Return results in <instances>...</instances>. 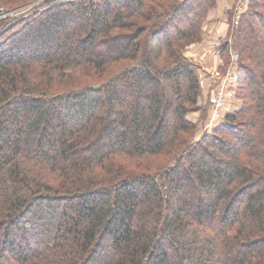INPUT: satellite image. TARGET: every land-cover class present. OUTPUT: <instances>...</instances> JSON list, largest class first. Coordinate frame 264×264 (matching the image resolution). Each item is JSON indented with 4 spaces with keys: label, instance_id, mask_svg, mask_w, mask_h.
I'll return each instance as SVG.
<instances>
[{
    "label": "trees",
    "instance_id": "obj_1",
    "mask_svg": "<svg viewBox=\"0 0 264 264\" xmlns=\"http://www.w3.org/2000/svg\"><path fill=\"white\" fill-rule=\"evenodd\" d=\"M37 1L0 0V264H264V0L202 134L216 0Z\"/></svg>",
    "mask_w": 264,
    "mask_h": 264
},
{
    "label": "crops",
    "instance_id": "obj_2",
    "mask_svg": "<svg viewBox=\"0 0 264 264\" xmlns=\"http://www.w3.org/2000/svg\"><path fill=\"white\" fill-rule=\"evenodd\" d=\"M217 13L216 11H213L209 14L208 20L212 19L214 15L217 14L221 21H219V23L214 22L210 25H208V23L205 25V31L206 34L209 33L208 35H212L217 32L220 33L224 28V12L218 10ZM188 54L201 69L202 95L199 102L208 103L210 105L209 100L216 92L220 82L218 80H221L223 77H221V74L225 73L221 72V67H223L224 64L221 54L209 38L203 39L201 43L192 47ZM234 94L235 90H232L231 92L229 91L228 96H231L232 98ZM226 107L227 105H224L220 110V112H223L224 115L230 111L231 105L228 106L229 108Z\"/></svg>",
    "mask_w": 264,
    "mask_h": 264
},
{
    "label": "rangeland",
    "instance_id": "obj_3",
    "mask_svg": "<svg viewBox=\"0 0 264 264\" xmlns=\"http://www.w3.org/2000/svg\"><path fill=\"white\" fill-rule=\"evenodd\" d=\"M44 1L45 0H38L36 3L39 4V3L44 2ZM234 3H235V0H216L215 7L209 12V14L213 11H216V13H217L218 10H221L222 12H224V18H225L223 21L224 22V28L221 30V32L220 33L217 32V33L212 34V35L211 34L208 35L209 33H207L205 35V38H209L212 41L213 45H215L216 47L224 44V42H226L227 40L230 44L232 42L231 34L233 33V31H232L233 13H232V10L230 7H232V5H234ZM33 4H30V7L22 8L23 10H21L18 13H15L14 16L17 17V16H20V14L23 12L30 11V9L33 7ZM9 14L13 16V11L10 12ZM217 14H215L212 19L207 20L208 25H210L214 22L219 23V21H221L220 17L218 18ZM208 19H209V17H208ZM237 60H238V58H237ZM231 62H232V55L230 57V63ZM235 62H236L235 63V65H236L237 61H235ZM230 63H229V65H230ZM229 65H228V67H229ZM227 71H228V68H226V70L224 71L225 72L224 74H221V77L227 76V73H228ZM218 81H221V80H218ZM219 84H220V82H219ZM218 88H219V85H218ZM235 88H236L235 83L228 81L227 88L225 90V97L223 100V106L227 105L226 108H229L228 106L231 105L232 100H233V98H231V96H228V93H229V91L230 92L232 90L234 91ZM223 106H222V108H223ZM200 107H201L200 110H198L196 112H190L188 114V118L194 122H197V123L200 122L201 130H200L199 134H202L203 129L205 130L206 127L210 128L211 126H214L217 122H219L221 120V118L224 117V113L220 112V110L222 109L221 108L220 110H218V112L216 114H214V111H215L214 105L211 106L208 103L200 102ZM204 110H205V112H204ZM203 115L205 116L204 119H202Z\"/></svg>",
    "mask_w": 264,
    "mask_h": 264
},
{
    "label": "built area",
    "instance_id": "obj_4",
    "mask_svg": "<svg viewBox=\"0 0 264 264\" xmlns=\"http://www.w3.org/2000/svg\"><path fill=\"white\" fill-rule=\"evenodd\" d=\"M58 2H71V1H76V0H57ZM250 0H235L234 5H232L231 10L233 13V23H232V28L236 27L240 23V19L247 9L249 5ZM237 54L232 53V62L230 63L228 67V73L227 76L222 77L219 88L216 90V92L213 94V96L210 98V102L214 105V114L218 112L223 106V100L225 97V90L227 88L228 81H231L235 83L236 81V75L235 72L233 71V67L235 66V61H237Z\"/></svg>",
    "mask_w": 264,
    "mask_h": 264
}]
</instances>
